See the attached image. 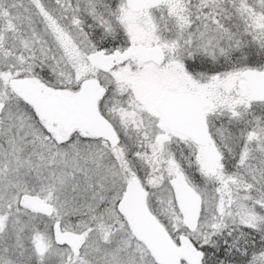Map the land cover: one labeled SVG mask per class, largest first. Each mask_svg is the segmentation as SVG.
Wrapping results in <instances>:
<instances>
[{"label":"snow or ice","instance_id":"snow-or-ice-1","mask_svg":"<svg viewBox=\"0 0 264 264\" xmlns=\"http://www.w3.org/2000/svg\"><path fill=\"white\" fill-rule=\"evenodd\" d=\"M0 264H264V0H0Z\"/></svg>","mask_w":264,"mask_h":264}]
</instances>
